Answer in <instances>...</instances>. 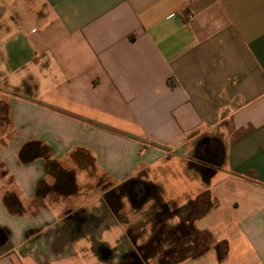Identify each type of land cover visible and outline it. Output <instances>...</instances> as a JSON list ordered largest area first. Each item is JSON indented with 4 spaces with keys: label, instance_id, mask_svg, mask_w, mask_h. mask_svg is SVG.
<instances>
[{
    "label": "crops",
    "instance_id": "obj_1",
    "mask_svg": "<svg viewBox=\"0 0 264 264\" xmlns=\"http://www.w3.org/2000/svg\"><path fill=\"white\" fill-rule=\"evenodd\" d=\"M0 99L22 207L0 197V264H264V0H0ZM29 141L77 193L39 194L55 181L19 162ZM128 183L145 240L107 201ZM179 209L199 210L190 236Z\"/></svg>",
    "mask_w": 264,
    "mask_h": 264
},
{
    "label": "trees",
    "instance_id": "obj_2",
    "mask_svg": "<svg viewBox=\"0 0 264 264\" xmlns=\"http://www.w3.org/2000/svg\"><path fill=\"white\" fill-rule=\"evenodd\" d=\"M53 153L52 149L44 142L42 141H29L25 143L22 148L20 149L18 153V160L21 164H28L35 160L42 159L45 161V170L48 175L53 176L55 179V182L52 186L48 187L45 182H42V184H39V194L41 193H47L50 191H53L57 195L61 196H69L73 195L78 192V185L76 183V174L74 171L66 170L61 167V165L53 159ZM205 176H209L210 174L205 170L203 173ZM132 183V182H130ZM130 183L123 185L120 189V193L117 195H108L107 201L113 211L114 214L117 216H120L121 210L123 208L122 198L125 195H128L127 192L131 191L129 196L131 199V203L133 207H137V205L141 202L142 199L135 196L136 193L140 192L141 189L133 190V188L130 187ZM148 186V185H146ZM152 187V186H151ZM153 189V187H152ZM144 194V191H142ZM5 204L7 207H9L12 211L19 212L22 207L19 202V199L17 196H15L13 193H7L6 195ZM151 197L154 200V208L157 210H160L161 212H164L167 210V207L165 204H163L161 197L155 192V190H152ZM183 210V209H182ZM199 210H192L189 209L186 214L183 216V218L180 216L182 215L181 209L179 210H173V215H178L181 217L183 226L185 228L186 233L190 236L192 223L191 219L198 215Z\"/></svg>",
    "mask_w": 264,
    "mask_h": 264
},
{
    "label": "rangeland",
    "instance_id": "obj_3",
    "mask_svg": "<svg viewBox=\"0 0 264 264\" xmlns=\"http://www.w3.org/2000/svg\"><path fill=\"white\" fill-rule=\"evenodd\" d=\"M9 115H10V109H9L8 103L6 102L5 99H0V136L4 132L9 131V126H7V124H9V118H10ZM3 140L4 139H1L0 137V145L1 143L4 142ZM5 173H6L5 164L0 159V179H3V177L5 176ZM97 176H100V175L96 173V177ZM93 182H94L93 180H90L89 185H88V182H86L87 187L89 188L93 187L94 186ZM6 183H7L6 181L0 180V197H3V200L7 198L6 197L7 193L3 192L5 190L4 187ZM102 183H103V180H101V177H100V183H98V185H102ZM150 205H152L151 202L148 203L146 206H142V208L134 210L133 208H131L130 204L125 200L124 206L122 208L123 212L121 215L130 226H134L135 229L144 228V231L147 232L145 238H143L144 240L149 236V229L152 227L151 224L149 223V219H147V214L149 213Z\"/></svg>",
    "mask_w": 264,
    "mask_h": 264
},
{
    "label": "flooded vegetation",
    "instance_id": "obj_4",
    "mask_svg": "<svg viewBox=\"0 0 264 264\" xmlns=\"http://www.w3.org/2000/svg\"><path fill=\"white\" fill-rule=\"evenodd\" d=\"M204 143V142H203ZM207 147L204 148V144L201 143L199 147L198 154L202 160L206 161V163H213L219 158L221 154V147L218 143L211 142V140H205ZM142 192V190L140 191ZM136 196L139 197L140 193H136Z\"/></svg>",
    "mask_w": 264,
    "mask_h": 264
},
{
    "label": "built area",
    "instance_id": "obj_5",
    "mask_svg": "<svg viewBox=\"0 0 264 264\" xmlns=\"http://www.w3.org/2000/svg\"><path fill=\"white\" fill-rule=\"evenodd\" d=\"M190 21H193V17L190 18Z\"/></svg>",
    "mask_w": 264,
    "mask_h": 264
}]
</instances>
